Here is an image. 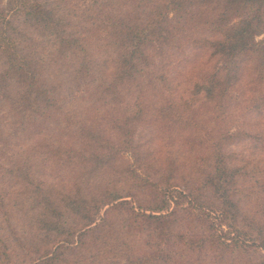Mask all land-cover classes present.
<instances>
[{"label": "trees", "instance_id": "16d2710c", "mask_svg": "<svg viewBox=\"0 0 264 264\" xmlns=\"http://www.w3.org/2000/svg\"><path fill=\"white\" fill-rule=\"evenodd\" d=\"M51 1L11 0L6 10L0 0L6 73L19 74L30 93L44 101L40 120L32 123L28 115L29 124L5 133V146L20 145L22 136L34 141L19 154L5 147L0 159V220L21 251V264H105V256L122 257L123 264H159V255L180 243L190 252L180 264H203L201 256L212 249L223 264L224 253L238 244L235 235L233 243L226 242L208 218H202L208 224L200 235L182 228V222L197 216L192 209L201 208L200 199L210 192L235 230L250 219L258 228V214L244 211L236 191L246 188L248 198L255 187L264 192V158L233 156L225 146L239 136L227 121L240 102L263 117V133L246 136L264 151V38L255 39L264 33V0H214L219 10L214 18L211 0H82L78 8L93 14L72 32L60 26L55 10L62 5L53 8ZM144 1L154 5L156 16L148 17ZM114 7L119 10H109ZM10 10L48 30L58 57L53 62H69L88 81L86 105L70 110L57 104L54 89L46 84L41 89L40 75L7 30ZM174 67L177 76H189L188 90L181 91V82L172 78ZM95 69L100 79L94 78ZM235 90H242L239 102ZM149 123L157 124L173 147L162 159L135 139ZM51 126L53 135L45 129ZM180 185L188 192L179 194L192 209L177 219V209L168 207ZM255 204L264 218V205ZM151 237L155 241L149 243ZM0 243L12 263L14 249L4 238ZM114 260L106 264H119Z\"/></svg>", "mask_w": 264, "mask_h": 264}, {"label": "rangeland", "instance_id": "374dc122", "mask_svg": "<svg viewBox=\"0 0 264 264\" xmlns=\"http://www.w3.org/2000/svg\"><path fill=\"white\" fill-rule=\"evenodd\" d=\"M2 7L6 10H9V5L11 4V0H1ZM58 2L56 0H52L50 2L51 7L55 8L56 3H60L62 5L61 8H58L56 13L58 16L62 18L60 26L62 28H67V32L75 31L78 26L85 23L86 19L92 17L93 13L83 12L82 8H78V5H83L82 0H60ZM70 4L68 5V2ZM55 3V4H54ZM9 4V5H8ZM133 4V3H132ZM143 5L146 7L150 5L149 2L144 1ZM71 6V7H70ZM144 7V8H145ZM146 12L149 15L156 16L154 5L150 7H146ZM112 12L118 11V7H114L113 9H109ZM218 8L214 3V0H211V8L209 10V14L211 17L214 18L216 16V12H218ZM9 24L7 26L8 32L12 34L14 37L15 47L17 48L18 52L25 55L28 60V66L32 65V72H36L39 74L38 85H41V89L46 84L48 88L54 89L59 97V104L60 106L70 107V110L74 108H78L82 105H86V98L88 93L85 92V86L87 87V80L83 77H78L75 72L73 71V67H70L69 62L67 64H58L53 62L54 58H58L57 55H53L52 49L50 46V35L48 30L43 26L40 22H35L34 19L30 18V16H26L25 14H16L13 13L11 10L9 11ZM137 16V13H136ZM134 19H140L136 18ZM215 35L220 36V33H215ZM264 38V33L258 34L255 36L256 40H260ZM17 52V53H18ZM176 56L180 58L182 53L177 52ZM188 65H186L187 67ZM7 69V57L4 53L0 52V132L4 134H0V159H2L3 149L5 147H12L10 152H14V154H19L22 152V149L31 144L33 140H29L26 136H22V141H20V145L14 144L12 141L8 146H5L6 136L5 133H8L11 129L16 126L25 125L28 115L30 116L32 123H36L40 120L43 116L44 111V101L40 98L41 95H35V93H30V88H27L26 84H24L22 78L17 73H10L12 70L9 69V73H6ZM172 78L174 81L178 80L181 82L179 88L181 91L188 90L190 86V81L188 80L189 76L187 77H180L181 75L177 76L175 74V67L172 69ZM183 70H187V68H183ZM94 78L100 79L102 75L98 72L97 69L94 71ZM42 82V83H41ZM43 85V86H42ZM29 89V90H28ZM39 89V87H38ZM179 91V89H178ZM242 90L238 92V90L233 91V97L236 98V101H240L243 99ZM242 103V102H241ZM62 104V105H61ZM243 105L239 103L235 104L231 110L230 118L228 119L227 123L230 124L231 131H240L238 132L239 136L233 141L225 146L226 152L232 154L233 156H247L253 157L255 159L264 158V151L262 150V144L256 143L255 140H251L248 136V133L255 132H262L261 124L263 121V117L258 115H253L251 112L245 110ZM71 118V116H69ZM15 122L18 124L15 125ZM24 123V124H23ZM29 124V123H26ZM47 125H53L51 122H46ZM210 124V123H208ZM206 128V126H204ZM47 129V133L53 135V126L45 127ZM207 130L213 129V125H210L206 128ZM216 129V128H215ZM135 139L139 143L148 144V150L153 151L154 156L156 159L163 158V155L173 149L166 145L165 140L166 136L162 133L159 129L157 124H145L140 126L137 133L135 134ZM2 140V141H1ZM12 157V156H6ZM161 158V159H162ZM188 169V167H186ZM47 179L51 182H54L58 179H53L52 177L48 176ZM182 182V181H180ZM183 183V182H182ZM181 187H177L172 194L174 197H171L169 210L170 209H177L178 214L176 215L177 219H181L182 216L188 215L187 209H192L191 204L188 203L187 198L181 194L182 192L186 191L183 185ZM254 191L256 194L250 196L249 198L245 195L248 193L246 188H242L237 190L236 198L240 199V205L244 209L246 213H257L258 216L255 220V226L258 228L261 227L263 230L260 232L258 228L253 229V222L252 219L248 222H240L238 225L237 230H235L231 225L230 220L224 219L222 216V211L220 209L221 205L220 202L214 197L213 195L210 196L206 194L205 196L200 199L203 205L201 208L195 207V213L197 216H193L190 221L184 220L182 222V228L188 230L191 233H195V235H200L204 232L207 222H203L202 218H208L209 221L214 222V226L217 228V232L221 234L223 239L226 242L233 243V237L235 235V242L237 241V246L234 247L233 251L229 253H224L223 264H259L260 260L264 258V249H261L259 244H264V223L261 222L264 218L258 212V207L255 204V201L258 200L262 205H264V192L260 187H255ZM130 199V197H127ZM134 203V201L132 200ZM177 202H179L177 204ZM108 208V205L103 207L101 213L104 209ZM168 212V210L164 211ZM187 213V214H186ZM201 218V219H200ZM190 222V223H189ZM260 229V228H259ZM0 238L5 239V242L10 245L11 249H14V253L11 255V259L13 262L10 263L2 254L4 248L1 246L0 243V264H21L24 263L23 257L20 255L21 251L13 246L12 238L9 235L7 230V226H5L4 221L0 220ZM146 240V239H145ZM147 241L149 243L154 242L155 240L153 237L148 238ZM173 245V244H171ZM165 246V244H163ZM162 248L165 250L166 246ZM142 247H145L142 246ZM173 248V247H171ZM168 248L165 251L168 252L167 254H160L158 258L159 264H180L181 257H188L190 254L189 250L183 244H179L176 248ZM217 249H212L211 252L207 253L205 256L202 257L203 264H221L220 263V254H218ZM173 254L174 258H167L166 255ZM194 255V254H193ZM198 257L200 255L196 254ZM164 256V258H162ZM195 256V255H194ZM121 258V259H120ZM115 258L105 256L102 257L105 264L108 261H112L115 259L114 262H119V264H123L124 258ZM200 258V257H199ZM175 259V260H174ZM29 259L28 257L25 258V262ZM181 264H184L181 262Z\"/></svg>", "mask_w": 264, "mask_h": 264}]
</instances>
